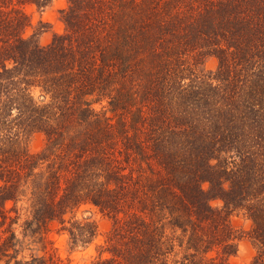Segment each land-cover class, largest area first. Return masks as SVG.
<instances>
[{"label":"trees","instance_id":"16d2710c","mask_svg":"<svg viewBox=\"0 0 264 264\" xmlns=\"http://www.w3.org/2000/svg\"><path fill=\"white\" fill-rule=\"evenodd\" d=\"M51 1L0 0L3 243L93 205L113 226L92 264H232L239 211L264 264V0H67L41 45L28 7Z\"/></svg>","mask_w":264,"mask_h":264},{"label":"rangeland","instance_id":"374dc122","mask_svg":"<svg viewBox=\"0 0 264 264\" xmlns=\"http://www.w3.org/2000/svg\"><path fill=\"white\" fill-rule=\"evenodd\" d=\"M67 6V0H52L50 4L43 8L36 5L28 7L33 24L28 30V34L37 33V41L41 45L52 42L56 34L64 32L65 24L61 18V10ZM218 66V59L214 56L206 58L203 65L205 71H214ZM46 144L45 133L38 131L31 135L29 149L33 153L40 152ZM219 204V202H214ZM66 223L59 220L50 223L48 231L41 240L39 235H25L20 224L15 225L17 238L3 241L9 233H0V264H26L33 257L43 256L44 264H92L99 254V246L104 243L107 233L113 226V219L102 213L93 205H83L74 212L66 214ZM75 220H90L97 226L96 235L88 243H78L74 245L65 227L70 226V222ZM231 223L235 230L241 235L238 242V253L231 258L232 264L248 263L255 254V246L248 237L251 228V221L242 212L235 211L231 216ZM17 250L16 257L12 252ZM52 258H51V257ZM21 261V262H20Z\"/></svg>","mask_w":264,"mask_h":264}]
</instances>
